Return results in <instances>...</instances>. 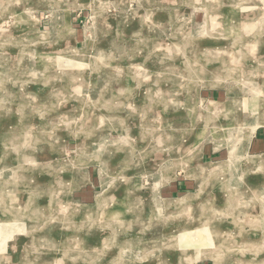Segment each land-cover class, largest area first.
I'll use <instances>...</instances> for the list:
<instances>
[{
  "label": "rangeland",
  "instance_id": "374dc122",
  "mask_svg": "<svg viewBox=\"0 0 264 264\" xmlns=\"http://www.w3.org/2000/svg\"><path fill=\"white\" fill-rule=\"evenodd\" d=\"M0 264H264V0H0Z\"/></svg>",
  "mask_w": 264,
  "mask_h": 264
},
{
  "label": "bare ground",
  "instance_id": "6f19581e",
  "mask_svg": "<svg viewBox=\"0 0 264 264\" xmlns=\"http://www.w3.org/2000/svg\"><path fill=\"white\" fill-rule=\"evenodd\" d=\"M212 14V13H211ZM216 16V15H215ZM254 19V18H253ZM257 19V18H256ZM206 22V21H205ZM207 26V25H206ZM256 26V25H255ZM248 29H250V28H248ZM252 29V28H251ZM208 47V46H207ZM206 51V50H205ZM202 53V52H201ZM206 53V52H205ZM230 53V52H229ZM234 54V53H233ZM198 62V61H197ZM216 62H218L217 60H216ZM224 63V62H223ZM209 64H211V63H209ZM219 64V63H218ZM231 65H232V63H231ZM215 66V65H214ZM202 67V66H201ZM229 67V66H228ZM222 70V69H221ZM203 81H204V79H203ZM254 90H255V88H254ZM256 91V90H255ZM257 92H258V90H257ZM184 200H178L177 202H180V204H182V202H183Z\"/></svg>",
  "mask_w": 264,
  "mask_h": 264
}]
</instances>
